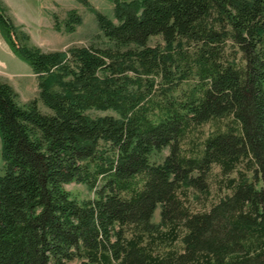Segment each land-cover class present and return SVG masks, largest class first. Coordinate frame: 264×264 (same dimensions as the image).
<instances>
[{
    "label": "trees",
    "instance_id": "trees-1",
    "mask_svg": "<svg viewBox=\"0 0 264 264\" xmlns=\"http://www.w3.org/2000/svg\"><path fill=\"white\" fill-rule=\"evenodd\" d=\"M111 1L104 47L44 51L0 0L38 87L0 81V264H264V0ZM213 165L224 194L193 209Z\"/></svg>",
    "mask_w": 264,
    "mask_h": 264
},
{
    "label": "rangeland",
    "instance_id": "rangeland-1",
    "mask_svg": "<svg viewBox=\"0 0 264 264\" xmlns=\"http://www.w3.org/2000/svg\"><path fill=\"white\" fill-rule=\"evenodd\" d=\"M7 13L16 25L29 34L30 42L44 51L62 50L73 45L104 47L105 39L101 35L97 19L91 9L109 18H113L114 4L111 0H3ZM73 10L81 19L74 31L66 30L67 14ZM160 42L159 37H152L150 45ZM0 81L9 83L17 92L19 101L25 103L37 98L38 87L31 68L11 51L0 34ZM42 111L47 109L39 102ZM101 113V112H98ZM208 130L207 125L198 127L191 137V143L197 142ZM166 150H163L165 153ZM159 160V158H157ZM0 152V172L2 171ZM225 174L220 173L215 165L209 171V184L205 191L192 188L185 190L191 208L207 207L212 201L224 194L221 188ZM66 188L78 199L94 195L82 182L72 181ZM182 195V194H181ZM158 205L152 212L151 221L158 220Z\"/></svg>",
    "mask_w": 264,
    "mask_h": 264
}]
</instances>
